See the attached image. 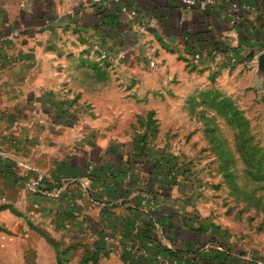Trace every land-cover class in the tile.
Listing matches in <instances>:
<instances>
[{
	"label": "crops",
	"instance_id": "obj_1",
	"mask_svg": "<svg viewBox=\"0 0 264 264\" xmlns=\"http://www.w3.org/2000/svg\"><path fill=\"white\" fill-rule=\"evenodd\" d=\"M21 1L0 0V160L11 157L31 166L27 178L41 176L44 192L25 188L21 168L2 171L0 218L6 223L22 218L15 229L36 251L53 245L29 229L33 213L51 237L79 241L83 236L87 244H105L102 237L110 235L122 251L127 244L144 245L154 237L150 214L162 222L166 245L194 250L213 240L217 232L200 218L201 199L191 196L190 178L177 173L170 181L168 176L170 165L163 156L167 135L160 116L171 113L163 107L176 102H143L145 113L158 107L155 133L149 128L138 136L110 132L100 111L108 98V68L90 63L102 65L105 60L78 48L81 43L113 44L121 60L134 66L137 55L142 59L141 46L160 41L179 44L184 58L202 66L231 62L232 56L240 62L264 50V0H234L241 7L233 23L221 1L203 10L184 9L175 0ZM125 44L129 52L122 51ZM195 53L200 60L193 58ZM159 58L171 61L172 56L163 53ZM90 164L91 180L85 186L81 179ZM142 187L154 200L148 211L140 208L137 192ZM205 247L216 248L209 243ZM202 258L204 264H247L222 252Z\"/></svg>",
	"mask_w": 264,
	"mask_h": 264
},
{
	"label": "rangeland",
	"instance_id": "obj_2",
	"mask_svg": "<svg viewBox=\"0 0 264 264\" xmlns=\"http://www.w3.org/2000/svg\"><path fill=\"white\" fill-rule=\"evenodd\" d=\"M104 46L92 43L83 47L81 43L78 50L94 52L105 63L99 65L92 60L91 65L108 68V98L100 107L105 128L118 136H138L146 128L155 133L158 107L145 113L143 102L147 98L156 104L164 99L175 101L163 107V112L171 113L160 116L167 135L163 142L169 151L163 156L171 168L170 181L176 179L177 173L190 178L191 196L201 199L197 212L203 223L217 232L215 239L227 251L228 259L233 256L247 264H264V64H259L258 55L252 52L240 62L202 66L184 58L179 44L158 41L141 46L142 59L137 55L132 66L121 60L123 56L117 55L115 45ZM122 51L129 52L127 44ZM163 53L172 56L171 61L160 59ZM135 67L142 71L131 70ZM149 69L155 74L146 73ZM149 84L154 87L148 89ZM88 93L105 95L97 90ZM16 168L23 170L20 175L27 179L25 188L30 191L28 183L32 178H27V173L33 168L11 157L0 160V173H14ZM42 192L39 186L35 193ZM33 208L37 205L33 204ZM31 215L29 229L45 236L53 249L36 251L27 247L26 235L15 229L22 218L15 219L16 223L0 218V264L138 263L125 259L115 241L111 246L102 241L87 244L83 236L79 241L51 237L39 227L37 216ZM68 226L65 222L64 228ZM152 226L150 230L156 236L162 227H156L155 222ZM208 249L202 254L222 252ZM30 253L33 256L29 257Z\"/></svg>",
	"mask_w": 264,
	"mask_h": 264
},
{
	"label": "built area",
	"instance_id": "obj_3",
	"mask_svg": "<svg viewBox=\"0 0 264 264\" xmlns=\"http://www.w3.org/2000/svg\"><path fill=\"white\" fill-rule=\"evenodd\" d=\"M89 1L94 4H97V3H101L107 0H89ZM108 1L118 2L119 0H108ZM175 1L179 3L184 9H187V10H191L195 7L203 10L205 9L207 5H213L221 1L223 3H226L228 6V13L231 16V23L234 22V17L236 16L237 12L240 10V7H241V5L237 1H234V0H175ZM24 2L25 0H22L20 4L23 5ZM241 53L243 54L244 52L241 51ZM193 58L195 60H200L201 55L199 53H195L193 55ZM230 61L235 62L236 58L232 56L230 58ZM92 170H93V165L92 164L88 165L86 169V174L81 179V183L83 185L86 186L90 182ZM168 176L170 177V175ZM40 181H41V176L31 179L30 182L28 183L29 190L32 192L39 191ZM137 193L140 197V208H142L145 211H148L150 205L154 203V200L150 196V193L145 187H142L141 189H139ZM155 226L159 228L160 225L158 222H155ZM159 229H160V232L157 233V236L159 237V239L162 240L164 238L163 232L161 228ZM103 238L106 241V243H108L111 246L114 243L113 241L117 242L116 240H113L114 238H112V236L110 235H105ZM154 247H155V242L151 239H148L146 240L144 245H141L135 242L133 244H127L124 249L125 251H129L132 254H134V256L141 257L143 259L149 258L150 256H154L155 262H157L158 264H188L187 263L188 260L186 258H191L190 255L189 257L185 255L180 257V256H175V255H165L161 252L154 253L153 252ZM217 248L221 249L219 246H217Z\"/></svg>",
	"mask_w": 264,
	"mask_h": 264
},
{
	"label": "trees",
	"instance_id": "obj_4",
	"mask_svg": "<svg viewBox=\"0 0 264 264\" xmlns=\"http://www.w3.org/2000/svg\"><path fill=\"white\" fill-rule=\"evenodd\" d=\"M170 169L171 168H169V170ZM150 216L151 217H149V223H148L149 228L154 227V226H152L153 222H158L159 225L162 227V222L158 218L154 217L153 214L152 215L150 214ZM191 229L201 230L202 228L201 227L200 228L191 227ZM162 232H163V236L165 237L163 227H162ZM153 236L154 237H148V239H151L155 242V247L153 248L154 253L161 252L165 255H175V256H180V257H182L183 255L189 257V255H190L191 258H186L188 260L187 261L188 264H204L205 261H204V258H202V253L209 250L207 247H205V245L207 243L211 244L212 241L215 242L214 246L216 248H217V246H219L222 249L221 250V249L217 248L219 251H222V253H227V251L223 248V245L215 239L216 234H214V238L212 241L211 240L207 241V242L203 243L202 245H200L199 248L194 249V250L192 248H186V249L174 248L172 245L169 246V245L162 243L161 239H159L157 234H156V236L155 235H153ZM123 254L126 255L125 259H127L129 261L134 259L136 262H138L135 264H151V262L158 264L157 262H155L154 256H150L149 258L143 259L141 257L133 256L132 253L129 251H124Z\"/></svg>",
	"mask_w": 264,
	"mask_h": 264
},
{
	"label": "water",
	"instance_id": "obj_5",
	"mask_svg": "<svg viewBox=\"0 0 264 264\" xmlns=\"http://www.w3.org/2000/svg\"><path fill=\"white\" fill-rule=\"evenodd\" d=\"M257 57L259 64H264V51H262ZM30 256H33V253H30L29 257Z\"/></svg>",
	"mask_w": 264,
	"mask_h": 264
}]
</instances>
